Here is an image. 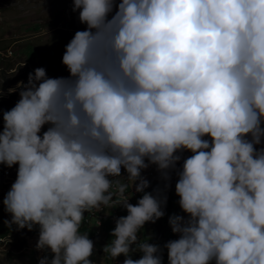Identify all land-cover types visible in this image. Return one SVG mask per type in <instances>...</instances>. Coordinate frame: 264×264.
Here are the masks:
<instances>
[{
  "label": "clouds",
  "instance_id": "obj_1",
  "mask_svg": "<svg viewBox=\"0 0 264 264\" xmlns=\"http://www.w3.org/2000/svg\"><path fill=\"white\" fill-rule=\"evenodd\" d=\"M71 6L85 27L64 46L68 75L37 67L0 108V165L16 166L4 223L37 230L38 264H96L85 213L118 193L127 214L103 251L122 264H164L165 251L167 264H264V0ZM173 183L176 238L140 241Z\"/></svg>",
  "mask_w": 264,
  "mask_h": 264
},
{
  "label": "rangeland",
  "instance_id": "obj_2",
  "mask_svg": "<svg viewBox=\"0 0 264 264\" xmlns=\"http://www.w3.org/2000/svg\"><path fill=\"white\" fill-rule=\"evenodd\" d=\"M77 16L78 13L72 11L71 0H0V81H3L0 85V89H2L0 108L8 110L15 104L19 98L18 94L10 93L9 89L14 88L18 81L26 82L28 74L37 67L54 66L55 71H46L50 76L68 75L65 66L61 63V57L64 46L74 32L85 27L79 22ZM23 62H25V66L21 67ZM184 155L187 156L189 153L185 152ZM122 174L126 176L123 169ZM143 175L150 181V187L146 190L151 191L160 184L154 166L144 170ZM15 177L16 166L8 168L0 165V200L9 190ZM126 183L131 185V182L127 180ZM129 194L130 189H126L125 196H129ZM140 195V193H136V196L133 197L134 204ZM167 196L165 216L155 223H146L143 230L138 233L140 241L146 240L148 237L149 243L163 245L165 239L176 238L168 226V216L178 213L176 209L179 208L176 203L178 197L174 192V183L168 190ZM119 199L121 197H113L112 203L116 204ZM0 208L3 209L2 204H0ZM119 209L124 208L119 206ZM98 214L108 217L105 214V208L98 211ZM121 215L126 214L121 213ZM8 219H10L9 214L0 210V264H38L39 259L45 253L35 247L38 239L37 230L35 228L32 231L17 230V232L24 233L26 246L22 249L13 248L10 246L12 238L8 237L13 230H16V226L13 225L9 228L4 223ZM114 226L115 223L107 220L104 222L102 233L92 236V239L94 238V254L90 259L94 260L96 264H122L124 260L123 255L114 260L103 251L104 246L110 242V232ZM96 227L98 225H93L90 228L81 227V232L88 231V235H92ZM140 255L139 252L131 253L133 259H138ZM164 264H167L166 257H164Z\"/></svg>",
  "mask_w": 264,
  "mask_h": 264
},
{
  "label": "built area",
  "instance_id": "obj_3",
  "mask_svg": "<svg viewBox=\"0 0 264 264\" xmlns=\"http://www.w3.org/2000/svg\"><path fill=\"white\" fill-rule=\"evenodd\" d=\"M48 76L49 77H56V76H50V75H48ZM122 183H123V181H122ZM126 189H130V195H131V193H133V195L129 199V202L134 203L133 197L136 196V195H134V189H131V185H129V187ZM113 191H115V190L113 189ZM114 197H120V195L118 193H116V194H114ZM176 211L178 213L182 214L181 210L179 208H177ZM9 216H10V214H9ZM119 216H121V214H113V217H103V215H98L97 218H90V224H83L84 227H91V225H98V232H92V235H89V238L92 239L93 234L102 233V228H103L105 221L109 220L110 222L114 223L115 219ZM8 238H12L11 234L9 235ZM166 241L167 240L165 239V241L163 243H165ZM164 254H165L164 257H166V259H167L166 251Z\"/></svg>",
  "mask_w": 264,
  "mask_h": 264
},
{
  "label": "trees",
  "instance_id": "obj_4",
  "mask_svg": "<svg viewBox=\"0 0 264 264\" xmlns=\"http://www.w3.org/2000/svg\"><path fill=\"white\" fill-rule=\"evenodd\" d=\"M23 234V232H17V229L13 230L11 233L12 241H10V246L16 249H22L24 246H26V240Z\"/></svg>",
  "mask_w": 264,
  "mask_h": 264
},
{
  "label": "crops",
  "instance_id": "obj_5",
  "mask_svg": "<svg viewBox=\"0 0 264 264\" xmlns=\"http://www.w3.org/2000/svg\"><path fill=\"white\" fill-rule=\"evenodd\" d=\"M135 192V191H134ZM134 195H136V192L134 193ZM129 196H130V194H129ZM134 204V203H133ZM115 203H112V208H108V207H105V214L106 215H108V217H112L113 216V214H121V213H125V214H127L126 213V210L125 209H119V206L120 205H116ZM0 210L2 211V210H4V209H1L0 208ZM110 222V221H109ZM81 227H83V228H86V227H84L83 225L81 226ZM92 229V228H91ZM99 234H101V233H99ZM96 237V236H95ZM94 239V238H93ZM92 239V240H93Z\"/></svg>",
  "mask_w": 264,
  "mask_h": 264
},
{
  "label": "bare ground",
  "instance_id": "obj_6",
  "mask_svg": "<svg viewBox=\"0 0 264 264\" xmlns=\"http://www.w3.org/2000/svg\"><path fill=\"white\" fill-rule=\"evenodd\" d=\"M117 179H120L121 182L123 181V183H126V180H124L123 178H117ZM98 212H96L95 210H93L92 212H88V213H85V218H84V221L82 224H90V218H97L98 217ZM93 226V225H91ZM90 228V227H88ZM94 232H98V227L94 228ZM99 233H96L95 235H98Z\"/></svg>",
  "mask_w": 264,
  "mask_h": 264
},
{
  "label": "water",
  "instance_id": "obj_7",
  "mask_svg": "<svg viewBox=\"0 0 264 264\" xmlns=\"http://www.w3.org/2000/svg\"><path fill=\"white\" fill-rule=\"evenodd\" d=\"M44 68L46 69V71H55V67L54 66H50V65H45Z\"/></svg>",
  "mask_w": 264,
  "mask_h": 264
}]
</instances>
